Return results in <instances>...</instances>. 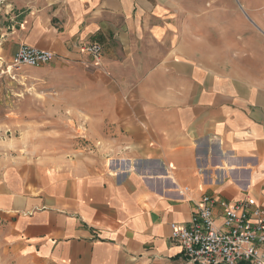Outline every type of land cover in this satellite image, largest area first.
<instances>
[{"label":"crops","instance_id":"0c3cea01","mask_svg":"<svg viewBox=\"0 0 264 264\" xmlns=\"http://www.w3.org/2000/svg\"><path fill=\"white\" fill-rule=\"evenodd\" d=\"M21 46L90 91L92 151L0 156V264H193L171 225L203 197L264 208V0H0Z\"/></svg>","mask_w":264,"mask_h":264},{"label":"rangeland","instance_id":"374dc122","mask_svg":"<svg viewBox=\"0 0 264 264\" xmlns=\"http://www.w3.org/2000/svg\"><path fill=\"white\" fill-rule=\"evenodd\" d=\"M0 62V156L90 155L89 126L78 123L83 110L74 108L91 102L90 91L77 74H60L51 63L11 69V60Z\"/></svg>","mask_w":264,"mask_h":264},{"label":"built area","instance_id":"2783aa9c","mask_svg":"<svg viewBox=\"0 0 264 264\" xmlns=\"http://www.w3.org/2000/svg\"><path fill=\"white\" fill-rule=\"evenodd\" d=\"M84 50L98 66L102 46L88 44ZM54 58L51 51L21 46L10 68H38L50 64ZM214 206V200L205 196L189 226L171 225L172 238L181 244L186 258L193 264H264V208L253 198L237 204L222 203L223 211L218 217Z\"/></svg>","mask_w":264,"mask_h":264},{"label":"bare ground","instance_id":"6f19581e","mask_svg":"<svg viewBox=\"0 0 264 264\" xmlns=\"http://www.w3.org/2000/svg\"><path fill=\"white\" fill-rule=\"evenodd\" d=\"M111 165V164H110Z\"/></svg>","mask_w":264,"mask_h":264}]
</instances>
